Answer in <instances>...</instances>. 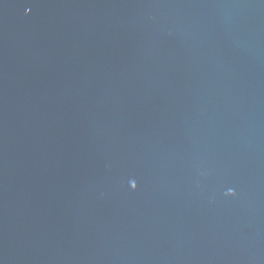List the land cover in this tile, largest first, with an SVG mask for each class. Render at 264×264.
I'll return each mask as SVG.
<instances>
[{"label":"water","instance_id":"obj_1","mask_svg":"<svg viewBox=\"0 0 264 264\" xmlns=\"http://www.w3.org/2000/svg\"><path fill=\"white\" fill-rule=\"evenodd\" d=\"M0 264H264V0H0Z\"/></svg>","mask_w":264,"mask_h":264}]
</instances>
